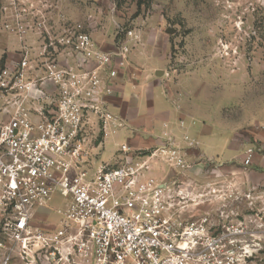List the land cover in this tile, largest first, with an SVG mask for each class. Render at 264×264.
Masks as SVG:
<instances>
[{"label": "built area", "instance_id": "obj_1", "mask_svg": "<svg viewBox=\"0 0 264 264\" xmlns=\"http://www.w3.org/2000/svg\"><path fill=\"white\" fill-rule=\"evenodd\" d=\"M38 14L28 0L0 22L16 43L0 66V264H264V189L194 164L188 134L101 158L126 126L109 97L134 30L106 50L88 22Z\"/></svg>", "mask_w": 264, "mask_h": 264}, {"label": "rangeland", "instance_id": "obj_2", "mask_svg": "<svg viewBox=\"0 0 264 264\" xmlns=\"http://www.w3.org/2000/svg\"><path fill=\"white\" fill-rule=\"evenodd\" d=\"M27 1L0 0V22L11 18L18 3ZM29 2L38 6L39 16L88 22L92 36L106 50L134 30L127 65L161 69L198 123L210 126L211 144L228 145L237 132L247 147L255 146L253 134L264 127V0ZM14 48L12 38L1 32L0 60H9ZM5 119L0 110V121ZM121 139L110 138L105 148ZM214 160H222V155L218 153ZM155 170L166 172L164 167ZM50 211L45 221L53 222L56 218ZM259 248L263 258L264 234L259 236Z\"/></svg>", "mask_w": 264, "mask_h": 264}, {"label": "crops", "instance_id": "obj_3", "mask_svg": "<svg viewBox=\"0 0 264 264\" xmlns=\"http://www.w3.org/2000/svg\"><path fill=\"white\" fill-rule=\"evenodd\" d=\"M14 57L12 52L10 59ZM164 79L161 69L150 71L129 64L120 70L114 80V92L110 95L109 101L111 109L120 114L126 126L105 140L101 158L109 159L121 143H127L132 148L146 147L157 143L158 137L164 132L177 137L188 134L197 142L196 146L188 150L189 158L194 164H224L225 168L238 170L237 178L251 186L264 189V150L256 151L251 163L244 167L243 150L249 145L243 143L239 133H234L228 145L226 142L225 145H216L215 142L211 144L210 126L205 122L198 123L197 116L182 103V94L172 90L173 87ZM119 137L123 139L113 141L112 147L105 148L107 140ZM262 143L264 127L255 131L251 145L258 147ZM224 147L228 149L227 153L223 152ZM217 152L222 155V160H214ZM151 174L161 175L157 170L151 171Z\"/></svg>", "mask_w": 264, "mask_h": 264}, {"label": "trees", "instance_id": "obj_4", "mask_svg": "<svg viewBox=\"0 0 264 264\" xmlns=\"http://www.w3.org/2000/svg\"><path fill=\"white\" fill-rule=\"evenodd\" d=\"M2 64H3V60L1 59V60H0V66H1Z\"/></svg>", "mask_w": 264, "mask_h": 264}, {"label": "water", "instance_id": "obj_5", "mask_svg": "<svg viewBox=\"0 0 264 264\" xmlns=\"http://www.w3.org/2000/svg\"><path fill=\"white\" fill-rule=\"evenodd\" d=\"M159 73V71H157V74Z\"/></svg>", "mask_w": 264, "mask_h": 264}]
</instances>
